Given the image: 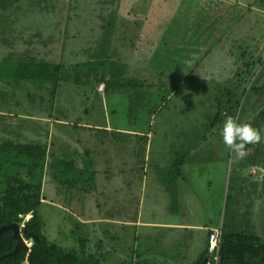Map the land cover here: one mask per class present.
Returning a JSON list of instances; mask_svg holds the SVG:
<instances>
[{"label": "rangeland", "instance_id": "obj_1", "mask_svg": "<svg viewBox=\"0 0 264 264\" xmlns=\"http://www.w3.org/2000/svg\"><path fill=\"white\" fill-rule=\"evenodd\" d=\"M155 1L159 3L158 11L161 14V5L172 0ZM177 1L179 13L182 10H190L192 3L196 2V0ZM223 1L221 4L223 7H233L237 3L236 0ZM242 1L247 2V6H237L238 10H233L231 16L214 14L218 17L214 18L211 25L218 23L221 27L216 29L211 38L208 37L209 42L213 43L214 37L217 39L220 37L223 33L222 25H225L226 33L199 65L197 63V66L192 68V64L190 68H185L190 69L184 71H190L191 75L180 76L183 70L155 68L160 69L159 71L164 70L166 76L163 80L169 81V84L160 77L155 78L148 70L127 69V75L124 76L125 69L119 68L124 64L114 60L115 57L120 58L123 53L120 46L114 47L115 52H108L102 58H95L89 62L82 61L86 54H79L81 57V61L77 62L79 64L70 62L66 65L67 69L60 70L64 77H68V82L61 83L55 93L52 91L55 86L44 83V80L39 82L31 78L19 80L9 76L5 79L6 75L3 73L8 70L9 63H2L1 81L6 82L0 81V92H6V102L3 103L4 100L1 98L4 97H0V107L6 105L17 116L12 117L14 133L17 134L13 137L12 135L5 137L3 140L19 143L37 142L38 138L33 139L34 133L25 131H33V129L41 131L38 120L28 117L24 119L25 125H20V113L23 112L50 113L58 117L57 120L64 119L76 123L79 127H73L84 139L86 135L91 134L92 137L87 143L86 151L89 152L85 156L87 158H84L83 164L78 163L79 168L85 169L83 176L72 172L71 176H75L74 179L78 178L79 183H75L71 188H76L78 185V189H86L87 198L92 196L94 199L109 198L112 195L114 198L126 200V203L119 208L110 204L100 207L83 204L65 206L62 203L63 196L56 197L49 194L39 208L44 223V233L46 232L49 239L54 238L53 241L65 248L76 249L83 256L84 247H80L79 239L86 237L89 239L88 245H85L87 251L91 253L96 251L101 264H135L132 252L137 245L143 244V235L150 234L153 245L160 247L161 251L166 249L165 238L169 236L173 239L170 244L175 245L177 253L174 255L163 253L161 262H153V264H175V261L182 256H184L182 264H189L202 252L203 231L169 229L158 224L178 222L186 225H213L221 229L224 225L226 231L253 230L264 238V205L260 207L255 204L259 185H255L254 182L260 176L262 167L257 166L256 158L254 159L253 156L258 148L255 147V143L247 144V154L237 167L239 159H236L235 154L225 147L219 135L226 116L233 117L238 123H244L250 122L258 113L256 102L253 101L258 95L244 91L250 86L249 81L253 79L251 76H247L249 81L246 79L245 84L240 82L236 93L232 91L237 87L234 64L243 71L241 67L246 65L247 60H264V0ZM97 11H99L97 0L71 2L0 0V19H5L0 21V40L3 45L7 37L18 36L17 39H20V34H34V29L37 27L56 25L64 20L88 23ZM62 14L63 16H59ZM13 18H20V21ZM176 22L177 20L173 21V24ZM20 28L23 31H20ZM48 32L49 30L45 33ZM77 39L78 42L84 40L83 37ZM221 41L222 46L219 45ZM207 45L204 44V48H208ZM4 49L7 48L0 49V56L5 55L2 53ZM245 52L249 53L246 59L241 61ZM13 54L15 53L8 52L7 56ZM232 68L233 70L230 71ZM259 68V63L252 67L254 75L258 73ZM134 74L136 79L130 85V79ZM100 80L103 82L101 85L105 86L104 92H100L97 88V86L100 88V83L98 84ZM121 83L125 85L122 86ZM43 85L45 87H42ZM37 91L40 97L35 96ZM232 92L234 97L230 94ZM163 98L166 99L164 102ZM230 99L232 105L236 104L237 100L240 105L233 112L227 114L220 112V119L215 122L220 106L228 107L227 103ZM248 101L250 106H247ZM93 127L96 128L91 129ZM186 131L187 133H184ZM190 136H192L191 140L202 144L198 146L197 152L207 153L204 155L208 158L206 171L199 173L198 176H206L208 181L205 183L208 186H204V181L197 180L198 176L195 178L194 172H187V177L190 178L188 182L193 185V192L187 195L182 212L184 214L169 213L163 197L165 190L162 181L151 171L162 164H164L162 166L170 165L177 157V151L182 157L188 146L184 144V139L190 140ZM40 137L43 135L40 134ZM136 143L139 144L140 153L144 151L141 154L142 158L137 157L138 162L141 159L143 164L138 167L137 172L127 170L121 176L116 175L118 165L122 164V169H127L123 159H128L129 148L136 146ZM195 153V149H192L190 157L195 158ZM231 163L232 172H229V184L223 196L222 184L219 180L222 172H226L227 166ZM252 169H258L259 174L252 173ZM48 171V174L51 172L61 178L67 176L56 174L55 170L48 169ZM57 171L60 173V167ZM87 193L82 192L83 196ZM76 219L91 223L79 225L77 233L68 232L70 225L68 220L77 223ZM135 222L138 224L136 225ZM91 226H95V229L92 230ZM69 238L72 240L70 241ZM185 242H189L187 246L183 245ZM144 245L146 246V243ZM153 256L156 259V256Z\"/></svg>", "mask_w": 264, "mask_h": 264}, {"label": "crops", "instance_id": "obj_2", "mask_svg": "<svg viewBox=\"0 0 264 264\" xmlns=\"http://www.w3.org/2000/svg\"><path fill=\"white\" fill-rule=\"evenodd\" d=\"M64 1L71 2L72 0ZM202 1L203 2H201V0L194 1L190 10H182L179 13L178 1L172 0L169 3L161 5L162 13L160 14L158 11L159 3L155 0H97L99 11L96 12L97 14L94 15L93 18L88 20V23L78 22L79 20H64L56 25L37 27L34 29V34H20V39H17L18 36L7 37L3 45L0 40V49L2 47L7 48L2 52L5 53V55L0 56V63H9V68L14 70L19 69V63H29L33 64V66L37 64H47L48 66L59 65L61 69H67L66 65L70 62L79 64L77 63L81 61L79 54H86V57H84L82 61L89 62L95 58H102L108 52H115L114 47L120 46L122 49L121 52L123 53L120 58L115 57L114 60L119 64V61L124 64L123 67H121V65L119 66L120 69H125L123 73L124 76L127 75V69H140L145 71L148 70L152 76L154 75L155 78L160 77L163 80L166 76L164 70L159 71L160 69L157 70L155 68L183 70L180 76L191 75L190 71H184L190 69L185 68H190L192 64V68L197 66V63L199 65V63L205 59L208 52L216 45V42L218 43L221 38L223 39L226 33V27L222 25L223 33L220 37L218 39L214 37L212 39L213 43L209 42L208 37L211 38L216 29L221 27L218 23L217 25H211L214 18L218 17L214 14L219 13L220 15L222 13L223 16H231L233 10H238L237 6L243 7L244 5L246 7L248 4L245 1L236 0L237 3L233 7H223L221 5L224 2L223 0ZM59 16H63V14ZM3 20L5 19H0V21ZM13 20L20 21V18H13ZM175 20H177V22L173 24ZM55 27L58 29H54ZM48 30L49 32L45 33ZM20 31H23V29L20 28ZM90 32L94 35L90 34ZM77 37H83L84 40L78 42ZM90 38H92V40ZM207 43H209V45H207ZM204 44H206L208 48H204ZM221 44L222 41L219 45ZM8 52H14L15 54L7 56ZM201 52H204L205 56L203 53L201 54ZM151 63L155 64L151 65ZM20 74V80H28L26 76L22 77V73ZM67 78L68 77H64L60 71L54 78L43 80L44 83H51L52 86H55L52 90L53 93H55V91H58L61 83L68 82ZM135 79L136 77L134 74L129 84L131 85ZM36 81L39 82L41 79H36ZM163 81L168 84L170 83L166 80ZM20 83L23 84L22 82ZM98 84H103L102 80H100ZM121 84L122 86L125 85L124 83ZM134 84H136V82ZM170 85L173 86V84ZM42 87L45 86L43 85ZM97 88L100 92L105 91V86L102 88L97 86ZM39 91L35 94L36 97H40V95H38ZM5 94V91L0 92V97L5 98H1L4 100L3 103L6 102ZM253 99L258 107L256 111L259 113L260 110L264 109V96L261 98V96L258 95ZM165 100L166 99L163 98V102ZM2 107L3 108L0 107V139L3 141L5 137L11 135L13 137V135L17 134L14 133L15 131L12 126L14 125L13 118L17 116H15L13 110L7 108L6 105H2ZM220 107L225 108L223 110L225 113L226 107ZM220 109L221 108H219L218 111H220ZM28 117L36 118L42 131H36L34 129L33 131H25L26 133H34V136L32 135L34 140L38 138L37 142L32 141L31 144L44 149L43 173L42 175L39 174L40 176L38 175V178H41L42 181L41 204L46 200L49 194L56 197L63 196L62 203L65 206H80L83 204L91 207H100L101 205L110 204L113 207L116 206L119 208L126 203L125 199L114 198L112 195L111 197L109 196V198L96 197L94 199V196H92V198H87L88 193L86 189H78V185L76 188H71L75 183H79L78 178L74 179L75 176H71V173L74 172L76 175L81 176L85 170L79 168L78 163L83 164L84 158H87L85 156H87L89 152L87 153L86 148L87 143L90 142V137H92L91 134L88 136L86 135V139H84V137L79 134V131L73 127H79L76 123L74 124L64 119L57 120L56 118L58 117L55 115L43 112L20 113V125H25L24 119ZM95 128L96 127H93L91 129ZM21 131L20 129V133ZM121 131L127 132L126 130ZM2 132H5V134ZM7 132L11 134L8 135ZM36 133L39 134L36 135ZM184 133H187V131ZM190 133L193 132L191 131ZM40 134H42L43 137H40ZM191 138L192 136L189 137L190 140L184 139V144L188 146L186 152L182 154V157H180V153L177 151V157L170 165L162 166L164 165L162 164L156 166L151 171V173L156 175V178L162 181L165 190V195L163 197L169 213L184 214L182 212H184L187 195L193 192V185L189 184L188 180H190V178L187 177L188 175L186 173L194 172L196 178L199 173L206 171V165H208V158L204 156L207 153L197 152L198 146L202 144L199 141L191 140ZM255 147L258 148L255 152V162L258 164L257 166H262L260 168V176L258 175L259 177L254 182L255 185H259L255 204L257 203V205L261 207L264 205V130L260 132V141L255 143ZM132 148H134V150H132ZM204 148L207 149L208 146H204ZM81 149H83V151H80ZM192 149L196 151L195 158L190 157ZM245 151L247 153L246 145ZM143 153L144 151L140 153L138 143H136L134 147L131 146L129 148L128 159H123V163H125V168L127 169H122V164L118 165L116 168V175L121 176L124 171L127 170L133 173L137 172L138 167L143 164L141 159L138 162L137 157L140 156V158H142L141 154ZM240 161L242 160H237V167L240 165ZM58 167L61 169L60 173L57 171ZM227 167L228 169H226V172H222L221 179L219 180L222 184L223 196L229 184V172H232V163ZM48 169L55 170L56 174H66L67 176L61 178L60 176L53 175L51 172L48 174ZM257 170L258 169H252L251 172L259 174ZM197 180L204 181V186H208V184L205 183V181H208L206 176L200 175ZM83 191L86 192L87 195L83 196ZM68 221L70 223L68 232L75 231L76 233L79 225L91 223L87 221L84 223L82 222L83 219H76L77 223H74L72 220ZM135 223L136 225L138 224V222ZM158 225L169 229L203 231L202 252L206 247L208 233L212 230H221V227L213 225H186L178 222L162 223ZM90 228L94 230L95 226H91ZM52 240H54V238H52ZM69 240L71 241L72 238H69ZM142 240L143 244L140 246L137 245V247L134 248V252H132L135 264L139 258L153 264V262H161V255L163 253L164 255H174V253H177L175 251V245L170 244V242H173V239L169 236L165 238L166 249L163 251H161L160 247H155L153 245V238L150 234L146 236L143 235ZM188 243L189 242H185L183 245L187 246ZM175 244H177V242H175ZM200 254H198L197 257ZM153 255L156 256V259ZM183 260L184 256L177 259L175 264H182Z\"/></svg>", "mask_w": 264, "mask_h": 264}, {"label": "trees", "instance_id": "obj_3", "mask_svg": "<svg viewBox=\"0 0 264 264\" xmlns=\"http://www.w3.org/2000/svg\"><path fill=\"white\" fill-rule=\"evenodd\" d=\"M248 53L245 52L240 60L244 61L242 59H246ZM246 62V65L241 67L243 71H240L235 64L233 65L237 74V87L236 90L234 88L232 91L236 93L240 87V82L245 84L246 79L249 81L247 78L249 75L253 79L249 81L248 90L245 89L244 91L252 95H260L262 98L264 96V78H262L264 77V60H247ZM256 63H259L260 68L258 73L254 75L252 67ZM0 64L1 67L2 63ZM18 68L16 70H9V68L7 71L3 70V74L6 75L4 78L9 76L20 80V73H22V77L43 80L54 78L61 70L59 65L37 64L33 66L29 63H19ZM1 76L0 74V81ZM2 82L6 81L2 80ZM234 93L230 94L234 97ZM231 99L227 103L228 107L225 106V114L235 111L236 107L240 105L238 100L236 104L232 105ZM247 106H250V101H248ZM220 108L215 122L220 119V112H222L221 114L224 113L225 108ZM248 123L258 130L263 129L264 109L260 110ZM253 156L255 159V154ZM43 168V148L31 143H19L13 140L2 141L0 139V228L18 224L23 240L22 246L15 253H12L18 243L13 228L0 230V264H24L25 262L27 264H101L96 251L93 253L87 251L85 245L89 242L88 238L79 239L80 247H84V255L81 256L78 250L65 248L51 240L52 238L49 239L44 233V223L39 212L42 202V181L41 178H38L39 174L42 175ZM29 215L31 217L27 218ZM224 227L223 225L219 234L218 264H264V238L261 235L253 230L226 231ZM209 233L205 249L189 264H214L211 262L208 253ZM25 240L31 242L29 246ZM136 264L150 263L139 258Z\"/></svg>", "mask_w": 264, "mask_h": 264}, {"label": "clouds", "instance_id": "obj_4", "mask_svg": "<svg viewBox=\"0 0 264 264\" xmlns=\"http://www.w3.org/2000/svg\"><path fill=\"white\" fill-rule=\"evenodd\" d=\"M264 130V129H261ZM250 123H238L231 116H226L219 130L222 142L231 153L235 154L236 159H242L246 156L245 145L257 143L260 141V131ZM31 216L29 215L30 218ZM31 243L25 240L27 244ZM28 246L30 244H27Z\"/></svg>", "mask_w": 264, "mask_h": 264}, {"label": "built area", "instance_id": "obj_5", "mask_svg": "<svg viewBox=\"0 0 264 264\" xmlns=\"http://www.w3.org/2000/svg\"><path fill=\"white\" fill-rule=\"evenodd\" d=\"M100 87L102 88L103 85H100ZM219 234L220 231L218 230H212L209 233V237H208V253L210 254V260L211 262H213L214 264H218L219 263V255H218V250H219ZM27 244H30L27 242Z\"/></svg>", "mask_w": 264, "mask_h": 264}, {"label": "water", "instance_id": "obj_6", "mask_svg": "<svg viewBox=\"0 0 264 264\" xmlns=\"http://www.w3.org/2000/svg\"><path fill=\"white\" fill-rule=\"evenodd\" d=\"M6 228H13L14 236L18 240V243H17L14 251L12 252V253H15L18 250V248H20L22 246V244H23L22 236L20 234V228H19L18 224L15 223V224L7 225V226H2L0 228V230L6 229Z\"/></svg>", "mask_w": 264, "mask_h": 264}]
</instances>
